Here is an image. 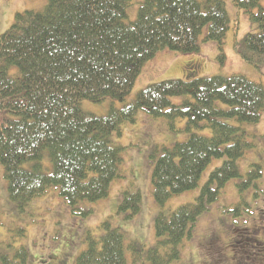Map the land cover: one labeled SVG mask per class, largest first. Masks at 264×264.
<instances>
[{"label":"trees","instance_id":"trees-1","mask_svg":"<svg viewBox=\"0 0 264 264\" xmlns=\"http://www.w3.org/2000/svg\"><path fill=\"white\" fill-rule=\"evenodd\" d=\"M46 1L44 9L19 11L0 34V163L8 195L19 211H25L53 189L70 213L88 216L92 208L82 203L105 198L112 183L124 177L123 153L146 159V150L112 140L114 133H121L122 123H136L137 113L144 110L156 125L151 130L155 136L157 126L168 131L159 119L175 128V120L184 118L187 138L163 146L159 155L150 154L157 202L163 207L172 196L198 188L213 158H224L223 163L211 171L193 201L168 213L160 210L153 246L137 239L127 243V232L107 218L101 234L87 231V246L76 260V264H127L126 253L131 252L139 264H177L199 217L219 200L228 180L242 176L238 159L252 146L242 125L258 122L264 110L262 84L228 72L198 77L202 61L192 55L199 54L203 43L215 41L218 60L223 62L224 43L232 30L236 52L264 74V0H232L237 10L227 0H137L133 20L128 10L134 0ZM242 16L247 24L249 18L253 30L240 38ZM163 51L188 58L183 79L152 83L133 101L110 107L105 116L82 108L83 99L126 100L145 66L155 63ZM178 95L185 96L183 108L171 104L170 97ZM227 117L239 125L223 121ZM203 128L211 134L195 131ZM126 185L116 213L131 218L139 212L142 196L139 188L131 191ZM252 231L262 232L264 226L255 225ZM252 231L242 233L244 246L239 243L241 251L224 264H264V240ZM16 233L24 236L25 229L17 228ZM201 246L212 255L211 262L231 242L220 241L219 232L213 230L201 239ZM6 247L13 246L0 242L1 264H26L30 255L25 245L14 254ZM41 264L48 261L42 259Z\"/></svg>","mask_w":264,"mask_h":264},{"label":"rangeland","instance_id":"rangeland-1","mask_svg":"<svg viewBox=\"0 0 264 264\" xmlns=\"http://www.w3.org/2000/svg\"><path fill=\"white\" fill-rule=\"evenodd\" d=\"M46 4V0H0V34L10 27L19 11L26 9L41 10L46 7ZM138 6L139 1L134 0L132 6L129 7L128 13L132 20L134 19L132 16L135 15ZM234 7L236 8L235 5ZM245 13L241 12L242 15L247 16ZM231 18L233 19V17ZM240 23L239 37L241 38L253 29L247 26L246 19L243 16L240 18ZM250 25H253L251 21ZM212 49H214L213 45L209 44L206 46L204 55L193 56L202 61L198 77L224 74L223 72H228L229 74L238 72L247 75L249 78L261 80L264 85V74L245 62L234 49L232 30L228 33L224 43L226 57L223 62L217 60V53L213 54L211 52ZM188 62V58L184 55L164 51L159 55L155 63L149 62L145 66L134 89L126 100L115 101L111 98H106L102 102H94L84 99L82 100V107L87 112L97 116H104L109 112L110 107H121L125 103L133 101L146 84L181 78ZM173 73L177 75H173ZM152 79L154 81H151ZM257 80L255 81L260 82ZM184 98L185 96H173L171 102L180 104L184 101ZM219 105L225 110L229 108V106L222 103H219ZM140 113L139 120L136 123L125 121L122 124V129L125 128V130L121 133L120 139H116L117 135H113L114 141L132 142L134 147L144 149L150 155L156 148L161 150L163 146L170 147L177 140L187 138L188 133L184 129L187 120H175L174 129L166 123V119V121L159 119L158 121L164 123L168 131H165L164 126L160 125L155 129L156 135L151 136V130L156 125L152 118L146 115L147 112L141 110ZM223 121L239 125L235 119L229 117L224 118ZM242 126L249 135L248 139L255 141L254 146L238 159L242 176L228 180L223 192L218 197L219 200L214 201L208 207V211L199 217L192 237L184 241L185 245L181 249L180 258L176 261L177 264H202L201 262L209 257L206 256V252L201 246V239L203 240L213 230H216L219 232L220 241L228 242L229 238L235 236V234H231L228 231L233 229L231 225L239 227L242 231L243 227L251 225V220L258 215L259 210L264 206V118L258 124H244ZM195 131L204 135L211 134V130L208 128ZM131 139L133 141H130ZM138 142H140V145ZM222 161V158H214L205 169L198 188L172 196L161 207V204L155 200L152 191L153 165L151 160L146 161L143 157H128V155L124 156L123 153L122 171L124 172V177L118 179L107 198L95 203H82V207L92 208V212L88 216H76L70 213L68 205L62 197L55 195L56 191L53 189L49 190L47 196L45 195L38 200L32 201L25 211H19L8 195V183L4 177V167L0 163V213L3 223L0 226V242H3L5 246L8 242L12 244V248L6 247L10 251L9 254H14L17 247L25 245L30 255L27 264H41L42 259H51L52 264H76L78 255L87 246L85 241L87 231L93 230L94 233L101 234L102 231L99 226H101L103 220L109 218L113 226H121L123 231L127 232V243L130 239L138 238L146 246H152L156 241L154 225L158 211L163 210L168 213L170 209L194 200L200 193L201 187L208 179L211 171L220 165ZM45 163L47 167H50L51 171V162L46 159ZM256 173H262V175L257 179ZM249 177H251L252 181L249 180ZM247 181L250 182L246 183ZM127 183L128 185L126 186L128 187L126 189L136 191L139 188L142 194L140 210L130 219L125 218L124 213H116L119 206V203H117L118 191L120 192L124 188V184ZM243 183L246 184L242 185ZM259 222L254 220L253 224L256 225ZM12 228H24L25 235L20 236L16 233V229L11 230ZM261 233L263 236L264 231ZM262 236L260 235V237ZM236 239L241 245L243 235H236ZM242 246L244 245L242 244ZM228 255H232L230 250L218 255L215 264H224L228 259ZM127 264H139L131 259L129 252Z\"/></svg>","mask_w":264,"mask_h":264}]
</instances>
